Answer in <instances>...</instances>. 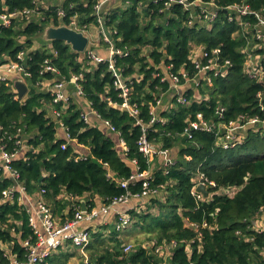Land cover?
<instances>
[{"label":"trees","instance_id":"1","mask_svg":"<svg viewBox=\"0 0 264 264\" xmlns=\"http://www.w3.org/2000/svg\"><path fill=\"white\" fill-rule=\"evenodd\" d=\"M120 1L122 5L105 11L104 26L110 31L114 46L128 53L114 59L130 84V103L139 109L137 116L122 106L124 98L114 85L108 62L91 64L85 52H76L61 40L51 41L52 47L44 45L31 50L36 37L43 38L46 25H59L57 6L40 8L39 19L25 25L16 19L9 26L0 25V62L18 60V54L24 51L22 63L30 73L29 89L23 98H16L12 82L0 81V139L7 151L19 152L11 162L19 173V181L30 194L45 190L54 215L65 221L82 207V200L90 210L98 205L99 198L109 204L128 192L142 194L143 180L131 182L127 188L120 181L136 172L151 173L147 178L151 193L126 211L131 216V226L126 230L109 224L100 226L87 247L88 259L82 258L81 264H264V225L259 224L264 217V134L250 132L241 143L228 149L217 143L220 121L227 123L241 115L264 118L258 97V93L264 94V82L244 71L243 48L247 39L224 10L230 4L248 2L264 13V0H213L222 9L211 26L191 24L192 13L199 9L192 11L177 3L168 6L169 0ZM99 2L63 0L64 20L69 22L76 15L81 30L96 27L95 6ZM5 5L14 11L34 8L36 2L6 0ZM100 41L108 49L109 43L102 38ZM194 46L209 52L220 49L219 62L230 61V66L217 75L212 71V84L203 82L197 88L199 99L195 90H186L192 102L184 105L177 101L179 93L171 89L167 74L183 68L191 76L196 74L191 59ZM46 60L58 73L44 70ZM80 73L81 99L89 102L119 135L96 122L91 125L83 120L75 88L67 106L53 105V95L43 89L44 81L63 78L70 82L72 74ZM164 95L174 107L159 110L160 118L166 121L149 125L152 108ZM221 106L225 107L223 118L218 115ZM53 107L61 111L60 116L50 112ZM198 113L214 123V131L188 132ZM61 123L76 144L58 137ZM143 124L148 125L150 141L171 154L178 149L168 170L162 164L158 167L155 161L149 162L139 150ZM23 139V144L17 143ZM119 139L124 141L126 150ZM64 144L66 148L62 147ZM79 145L90 147L87 158L76 159ZM200 173L215 183L209 187L210 199H197L192 193ZM13 183L0 171L1 200L3 191ZM233 186L237 187L234 194L222 193ZM17 197L18 193L14 202L0 201V241L10 246L19 261L27 262L23 241L30 238L35 242L36 235ZM148 201V210L144 211L142 205ZM155 206L158 214L151 210ZM136 232L148 234V241L129 242L126 235ZM146 242H151L153 248ZM171 243L175 245L165 261L155 250ZM127 245L132 248L125 250ZM6 253L0 247V264L10 263ZM74 256L75 253L61 250L41 264H69Z\"/></svg>","mask_w":264,"mask_h":264},{"label":"built area","instance_id":"2","mask_svg":"<svg viewBox=\"0 0 264 264\" xmlns=\"http://www.w3.org/2000/svg\"><path fill=\"white\" fill-rule=\"evenodd\" d=\"M36 2V7L34 8H24L21 10L9 11L7 5H5L6 0H0V19L3 21L0 25L9 26L14 19L19 20L25 24L32 20H38L41 16L40 8L49 9L52 6H57V13L59 19L61 20L59 25L51 22V26H61L65 25L76 30L83 31L86 35L89 36L88 30H81L79 28V20L76 15L72 16L69 22L64 20L66 12L62 6L63 0H34ZM108 0H100L95 6V13L97 16L98 25L96 26L99 31V39H104L109 43V53L108 55H102L97 52L95 48H92L91 45L87 46L85 53L89 58L91 64L97 65L99 63L108 62L109 70L114 76V85L117 89H120V95L124 98L122 106L129 111L133 116L139 114V109L136 105L130 103V84L124 79L121 69L116 66L115 56L116 55H126L128 54L124 50L117 49L114 46L113 39L110 36V31L104 26V21L106 19L105 14V3ZM173 3L181 4L184 8L194 11L197 8L199 11L192 13L193 19L190 21L191 24L199 23L207 26H211L213 22L218 18L220 8L213 0H169L167 5L170 6ZM227 13V17L230 21H235L242 30V35L247 39V45L243 48V52L246 54L244 71L251 78L264 82V13L260 10H255L252 5L248 2L230 4L224 9ZM48 26V25H46ZM239 31L235 33L238 34ZM90 42V37H89ZM54 52V50H52ZM219 53L220 49H214L209 52L208 50L201 48L199 51L193 49L191 54V59L195 64V69L197 70L196 74L191 76L187 70L184 68L181 69L178 73L171 72L167 74V78L170 80L171 89L179 93L177 101L183 103L184 105L191 104L192 100L185 94L186 90L193 89L195 90V97L199 99L198 87L200 84L207 83L212 84L211 73L215 75L220 72H224L223 69H227L230 66V61L225 63L219 62ZM26 52L21 51L17 58L18 60H13L10 62L2 63L0 62V81H10L12 82L13 91L16 93V98L19 97V92L14 86L15 79H21L27 82L30 73L26 71V68L23 65L25 60ZM44 70L50 71L52 73H58V69L49 63V60H46L44 65ZM83 74H72L70 82L65 81V79H51L42 82L43 88L47 92H50L53 95V105L62 104V106H67L70 102L71 95L68 91V84H71L75 88V93L79 98H83L82 85L80 80L82 79ZM259 100L261 102L262 110H264V94L258 93ZM84 100V99H83ZM86 102V101H85ZM87 109L82 110V118L85 122L94 125L95 120H100L102 124L107 128L109 132L113 134H120L116 128L109 122L103 121L99 114L92 109L89 102H86ZM162 104V99H159L157 105L152 108L153 117L149 123L152 125L154 122L162 120L163 122L166 119H162L159 116L158 108ZM172 106V105H171ZM85 107V106H84ZM225 107L218 108L219 118H223V112ZM52 112L55 116H60L61 111L56 107L52 108ZM140 123V121L138 122ZM214 123L209 122L204 119L202 113L197 114V119L190 122L191 129H201L206 131H214ZM217 143L219 146L228 149L235 147L238 143L243 141L244 136L239 134H249L250 132L255 134H264V118H261L259 115L249 117L246 115H241L236 120H231L229 122L220 121L218 123L217 129ZM21 133L22 130H19ZM68 142L71 143L74 139L70 138L69 133L67 132ZM121 146L126 150L125 143L122 139H119ZM18 144H23L24 140H17ZM68 143V144H69ZM66 144L62 147L66 148ZM139 150L148 158L149 162H153L156 155L163 157L162 166L165 170H168V167L174 163V159L170 156L169 150L164 149L159 145H156L154 142L150 141L148 138V125L142 126V135L138 140ZM19 156V152L11 153L5 149V144L1 142L0 139V171L8 177L12 178L14 183L8 189L3 191V199L8 202L15 201V194L18 193L17 200L18 202L25 207L28 216H29V225L36 235L35 242H31V239L28 238L23 241V245L28 251V261L22 262L19 261L15 254L6 253L10 259L8 264H41L46 260V258L59 250L62 247L68 245L75 246L81 251L83 255H86V248L90 245L92 240V234L96 230L93 226H96V221L101 220L103 217L108 216L111 212H115V227L117 230H126L131 226V216L126 211H118L116 209L119 205L131 204L133 199L139 200L148 196L151 191L149 190V184L147 178L150 177L151 173L149 171L136 172L129 179H124L120 181L121 186L127 188L129 183L135 182L136 180H143V185L145 190L142 194L132 195L128 192L126 195L114 198L109 204H100L95 206L92 209L83 210L80 207L75 211L72 218H68L65 221H61L55 217L51 206L48 204L45 199L44 192L45 190L39 191L35 196L26 191L23 184L19 181V173L13 169L11 162L13 159ZM87 158V154L79 153L76 156V159ZM136 162V161H134ZM206 184L208 188L210 185H215L213 181H209L204 173H200L196 178L195 186L192 189V193L196 196L197 199H205L204 195L197 190L198 185ZM237 191V187H229L222 190L223 194L232 195ZM33 197H36L37 200H33ZM0 198V201H2ZM95 222V223H94ZM108 222V220L106 221ZM90 224L91 226H86L84 224ZM174 243L168 245H159L156 248L157 252L163 253L168 247L173 248ZM131 245H127L125 250L131 249Z\"/></svg>","mask_w":264,"mask_h":264},{"label":"crops","instance_id":"3","mask_svg":"<svg viewBox=\"0 0 264 264\" xmlns=\"http://www.w3.org/2000/svg\"><path fill=\"white\" fill-rule=\"evenodd\" d=\"M120 5H122V3H121V1L120 0H108L106 3H105V6H104V9L105 10H110L111 8H114V7H117V6H120ZM89 32H88V34H89V37H90V42H89V46L91 45V46H94V48L96 49V51L97 52H99V53H101L102 55H108L107 53H108V49L107 48H104L102 45H101V41L100 40H98L99 39V31H98V29H97V27H95V26H93V27H91L89 30H88ZM44 35V34H43ZM45 40H46V38L45 37H43ZM46 41H48V42H51V41H49V40H46ZM49 47H52V44L50 43V46ZM202 47H199V46H194V49L195 50H197V51H199L200 49H201ZM17 81H21V82H23V83H25L26 85H27V87H28V89H29V86H28V83L26 82V81H24V80H21V79H15L14 80V86H15V83L17 82ZM16 87V86H15ZM68 91H69V93L71 94L72 92H73V90H74V86L73 85H71V84H68ZM44 89V88H43ZM44 90H46V89H44ZM164 97H165V99H166V96L164 95L163 97H162V104H161V106L158 108V110H166V109H168V108H171V107H174V104L173 103H171V105H169V104H164L163 105V100H164ZM77 100H78V102L80 103L79 105L83 108V109H87L89 106H87V103L83 100V99H81V98H77ZM85 106V107H84ZM50 112L52 113V109L50 110ZM160 112V111H159ZM54 115V114H53ZM55 116V115H54ZM97 124H100V126L101 127H103L106 131H107V128L103 125V124H101L102 122L100 121V120H96L95 121ZM58 137H66L67 138V132H66V128H65V126L61 123L60 124V127H59V129H58ZM26 138V137H25ZM24 140V142H25V139H23ZM71 143H74V144H76V140H73V141H71ZM90 151V147H87V146H83V145H79L78 146V148H77V152H79V153H81L82 154V152L83 153H85V154H88V152ZM22 154L23 153H20V156H22ZM169 154H170V156L173 158V159H175V157L177 156V154H175V156H174V153L173 154H171L170 152H169ZM159 160H160V162H161V158L159 157ZM156 164H157V162H156ZM158 165V164H157ZM155 168V167H154ZM154 168H152V169H154ZM38 193V192H37ZM37 193H34L33 195L35 196V194H37ZM37 200V198L36 197H33V200L32 201H34V200ZM46 199V198H45ZM98 200V205H100V204H103V202L101 201V199L99 198V199H97ZM136 201V202H135ZM138 200H136V199H133L132 200V203L131 204H124V205H119V206H117L116 207V209L118 210V211H127V209H128V207H133V206H135V203H138L137 202ZM83 202H86L85 200H82V204H83ZM27 204L25 205V207L27 208ZM142 207H144L143 205H142ZM115 212H111L108 216H105V217H103L101 220L99 219V220H97L96 221V226H93V228L95 229V230H97V229H99V227L100 226H103V225H105V224H109V227L110 226H113L114 225V223H115V219H116V216H115ZM55 217L56 218H58L59 220H60V218L57 216V215H55ZM109 221V222H106V221ZM95 223V222H94ZM84 225H86V226H91L92 227V225H90V224H84ZM0 247L4 250V251H6L7 253H9L10 255L12 254V252H11V248H10V246L8 245V244H6V243H3V242H1L0 241ZM72 248H71V245H68V246H66V247H62V248H60L59 250H57V252H59V251H64V252H66V253H75V255H76V247H75V250H71ZM78 250V252H79V255H80V257L81 258H83V259H85V260H87L88 259V251H87V248H86V255H83L82 253H81V251L79 250V249H77ZM56 252V253H57Z\"/></svg>","mask_w":264,"mask_h":264},{"label":"water","instance_id":"4","mask_svg":"<svg viewBox=\"0 0 264 264\" xmlns=\"http://www.w3.org/2000/svg\"><path fill=\"white\" fill-rule=\"evenodd\" d=\"M2 23L3 21L0 19V24ZM44 37L46 38V40L49 41L61 40L65 42L67 45H69L76 52H85L89 44V36L86 35L83 31L76 30L74 28H70L65 25H61L57 27L51 25L46 26L44 30ZM225 70L226 68L223 69V71ZM15 86L19 92V97L23 98L28 92L27 85L21 81H17L15 83ZM197 190L201 192L206 199H210L211 194L206 184L198 185ZM82 209L83 210L88 209L86 202H83ZM169 264H173V263H169Z\"/></svg>","mask_w":264,"mask_h":264},{"label":"rangeland","instance_id":"5","mask_svg":"<svg viewBox=\"0 0 264 264\" xmlns=\"http://www.w3.org/2000/svg\"><path fill=\"white\" fill-rule=\"evenodd\" d=\"M42 36L44 37V35H42ZM22 40H24V39H22ZM44 45H46V46L49 47V46H50V42L46 41V40H45L44 38H42L41 36H37V37H36V40L34 41V45H33V47L31 48V50L36 49V48H41V49H42ZM199 95H200V93H199ZM164 104H169V105H171V102H169L168 99H167V98L165 99V97H164L163 105H164ZM239 135H240V136H246L247 134H239ZM177 150H178L177 148L174 149V151H173L174 156H175V154H177ZM159 157L161 158V162L159 161ZM154 161L157 162L158 167H160L161 164H162V162H163V157L160 156V155H156ZM135 202H136V201H135ZM149 204H150L149 201L146 202V203H144V207H143V210H144V211H145V210H148V206H149ZM151 210H152L155 214H158V213H159V209H158V207H156V206L153 207V208H151ZM108 222H109V221H108ZM259 224H260V225H262V224L264 225V217L261 218ZM111 227H113V226H111ZM126 237L129 238L128 240H129V242H131L132 244H137V243H141V242H143V241H144V242H145V241H148V234H146V233H139V232H136V233H133V234L129 235V237H128V234H127ZM146 246H148L149 248H153L151 242H146ZM71 248H72L71 250H75V246H71ZM173 248H174V247H173ZM173 248L168 247V248L166 249V251H164L163 253L158 252V254H159V256L162 257L165 261H168V256L171 254ZM155 251H156V250H155ZM75 252H76V255L70 259L69 264H81L82 258L80 257L78 250L76 249ZM156 252H157V251H156ZM164 264H165V263H164ZM166 264H169V263L166 262Z\"/></svg>","mask_w":264,"mask_h":264}]
</instances>
